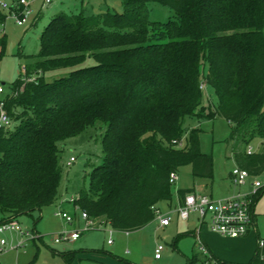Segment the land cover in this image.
Returning a JSON list of instances; mask_svg holds the SVG:
<instances>
[{"label":"trees","instance_id":"trees-1","mask_svg":"<svg viewBox=\"0 0 264 264\" xmlns=\"http://www.w3.org/2000/svg\"><path fill=\"white\" fill-rule=\"evenodd\" d=\"M151 1L175 17L152 20ZM123 2V12H61L42 32L40 51L21 53L24 71L4 98L15 125L0 130V224L59 199L60 143L98 121L106 126L103 162L73 204L125 232L146 226L158 203L172 200L171 173L190 164L193 176L213 178V157L202 151L201 129L186 128L188 117L226 118L233 124L226 140L236 146L264 139V0ZM7 17L0 7V27ZM5 43L0 37L1 53ZM62 68L70 72L46 78ZM204 85L216 104H203ZM184 135V145L173 142ZM233 156L251 176L264 172V152L235 147ZM193 191L177 194L183 201ZM257 238L253 258L234 264H264ZM72 254L63 256L71 262ZM206 262L196 254L187 264Z\"/></svg>","mask_w":264,"mask_h":264},{"label":"rangeland","instance_id":"rangeland-1","mask_svg":"<svg viewBox=\"0 0 264 264\" xmlns=\"http://www.w3.org/2000/svg\"><path fill=\"white\" fill-rule=\"evenodd\" d=\"M18 1L0 0V5L1 2L8 4L7 8L0 6L8 15L5 24L0 27V37L6 38L2 53L0 46V85L4 88V92L0 93V100L11 92L12 83L20 76L22 69L24 71L26 60L21 57V53L30 55L40 51L41 34L54 16L61 12L77 13L82 10L89 15L107 10L113 12L124 10V0H53L51 3H45V0H30L27 22L18 23L14 17L15 12L11 10L14 5H18ZM148 8L152 20L164 23L175 17L172 8L158 1L149 2ZM91 64H94L93 59H88L85 63ZM69 72V68H62L49 71L45 76L52 80ZM203 90V104H216L217 96L214 89L204 85ZM14 125L13 120L12 127ZM232 125L221 116L188 117L186 128L201 129V148L203 152L213 157L214 176L210 179L195 177L192 175L190 164L180 168L178 180L172 183V200L161 201L157 205L162 214L171 215L174 219L170 226L159 227L156 214L153 221L138 230L131 232L116 230L103 222L99 226L96 224L83 231L77 240L70 239L57 243L55 241L57 236L70 234L85 226L82 210L74 205L72 200L82 188L89 186L90 172L103 162L102 140L106 126L102 121H98L80 134L64 140L60 143L62 180L59 186V199L41 210L16 218L22 227L32 230L36 228L42 238L25 241L19 248H11L10 246L24 240V236L10 230L0 232V240L4 239L7 243V250L0 251V264H19L20 261L28 262L26 264H187V261L196 254L202 259L207 258L203 255L202 246H205L212 256L205 264H214L218 261L232 264L248 263L257 248V233L261 239L264 238V172L258 176H251L247 183L238 189L231 176L233 169L236 168L233 155L235 147L238 150L252 147L254 153L264 152V139L256 137L248 145L236 146L233 140H226L231 133ZM183 139L184 145L186 135ZM71 157L75 160L70 164ZM255 179L260 180L263 185L259 190L262 195L255 204L257 233L253 230L246 236L238 238L223 236L212 232L207 224L200 226L196 214L185 220L179 218L173 211L178 202V186L189 187L194 185V182L205 183L208 195L219 199L238 190L251 192ZM62 212H66L73 220L67 221L60 214ZM199 226L200 238L194 232ZM160 244L164 249L161 258H156V248ZM67 252L73 253L71 262L63 256V253Z\"/></svg>","mask_w":264,"mask_h":264},{"label":"built area","instance_id":"built-area-1","mask_svg":"<svg viewBox=\"0 0 264 264\" xmlns=\"http://www.w3.org/2000/svg\"><path fill=\"white\" fill-rule=\"evenodd\" d=\"M53 0H45V3H51ZM30 0H19L18 5H14L11 10L15 12V19L18 23L27 22ZM1 7L7 8L8 4L1 2ZM20 10V8H22ZM4 92V88L0 85V93ZM12 127V118L8 114V111L5 106L4 99L0 100V130H7ZM184 139H176L173 142L176 145L182 146ZM248 154H253L252 147L247 148ZM75 160L74 157H71L69 163ZM233 182L235 186L240 189L241 186L245 185L249 178L251 177L248 170L240 168L236 165V168L233 169L231 173ZM178 180V173H171V181L176 182ZM253 190L251 192H237L225 196L219 199H214V197L199 192H189L185 195L183 201L175 207V212L182 219H190L192 214H196L199 218L200 226L207 224L209 229L215 233L221 234L223 236H228L232 238H238L240 236H246L249 232L257 230L256 228V217H255V197L258 194L260 188H262V182L258 179H255L252 183ZM73 201V200H72ZM156 214L158 215L159 225L168 226L172 222L171 215L162 214L161 210L156 206ZM67 221L71 222L73 218L69 216L66 212L60 213ZM82 218L85 220V226L80 229L71 232L67 235H59L55 238L57 243L65 240H77L83 231L89 230L92 226H99L100 224L92 220L89 215L82 211ZM103 223V222H102ZM15 231L24 236V240L20 241L18 244L10 246L11 248L22 247L25 241L32 239L40 238L41 235L35 229H26L21 226L19 222L15 219L3 221L0 224V232L5 231ZM112 233V230L110 231ZM200 238V237H199ZM112 240H109L111 242ZM1 248L0 251L7 250V243L4 239L0 240ZM259 244L261 247H264V239H259ZM164 249L162 244L158 245L156 248L155 256L156 258H161V253ZM203 254H208V251L202 246ZM209 255V254H208ZM199 264V263H198ZM201 264V263H200ZM214 264H220L214 262Z\"/></svg>","mask_w":264,"mask_h":264},{"label":"crops","instance_id":"crops-1","mask_svg":"<svg viewBox=\"0 0 264 264\" xmlns=\"http://www.w3.org/2000/svg\"><path fill=\"white\" fill-rule=\"evenodd\" d=\"M180 188H193L194 189V192H199V193H206V194H208L207 193V190H208V188H207V185L204 183H197V182H194V185H192V186H189V187H183V186H178V189H180ZM177 192H178V190H177ZM236 191H234V192H232L231 194H233V193H235ZM231 194H229V195H231ZM229 195H227V196H229ZM177 198H178V202H177V205L175 206V207H177L178 205H179V203L182 201L180 198H179V196H178V194H177ZM174 212H175V210H173ZM254 212H255V208H254ZM177 213V212H176ZM178 215V214H177ZM179 217V216H178ZM255 217H256V219H257V216H256V214H255ZM180 218V217H179ZM197 218H198V216H197ZM199 219V218H198ZM174 221V219L172 218V222ZM172 222H171V224H172ZM170 224V225H171ZM170 225H168V226H170ZM168 226H160L159 225V227H168ZM256 228H257V222H256ZM35 230H36V228H34ZM200 231H201V229H200V226L197 228V230H195L194 232L197 234V236L198 237H201V235H200ZM255 231V230H254ZM213 232V231H212ZM256 233H257V230L255 231ZM215 233V232H214ZM259 234L257 233V236H258ZM232 238V237H231ZM31 241V240H30ZM205 247V246H204ZM205 249L208 251V254H203V255H206V257L207 258H205L204 260H208V258H210V260H211V253H210V251L205 247ZM26 254V253H25ZM26 263H28V262H22V261H20L19 262V264H26Z\"/></svg>","mask_w":264,"mask_h":264}]
</instances>
